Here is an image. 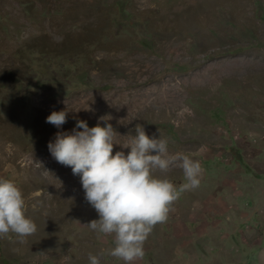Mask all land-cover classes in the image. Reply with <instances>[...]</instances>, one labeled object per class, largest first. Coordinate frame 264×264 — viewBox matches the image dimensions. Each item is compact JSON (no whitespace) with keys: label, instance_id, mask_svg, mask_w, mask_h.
I'll list each match as a JSON object with an SVG mask.
<instances>
[{"label":"rangeland","instance_id":"374dc122","mask_svg":"<svg viewBox=\"0 0 264 264\" xmlns=\"http://www.w3.org/2000/svg\"><path fill=\"white\" fill-rule=\"evenodd\" d=\"M60 108L57 129L44 117ZM101 116L113 151L139 123L201 164L127 264H264V0H0V177L35 224L0 234V264H125L46 147Z\"/></svg>","mask_w":264,"mask_h":264},{"label":"clouds","instance_id":"9594fccd","mask_svg":"<svg viewBox=\"0 0 264 264\" xmlns=\"http://www.w3.org/2000/svg\"><path fill=\"white\" fill-rule=\"evenodd\" d=\"M65 108L50 110L44 117L57 129L66 119ZM89 126L75 118L70 130H58L46 141L49 154L70 166L83 190L84 199L97 213L86 224L99 234H112L108 255L127 264L143 256V242L154 223L166 218L169 205L180 190L195 188L200 181L201 164L182 152H168L167 139L146 134L141 124L126 146L112 150L114 129L107 118ZM179 167L183 182L175 185L167 176L154 174ZM35 230L25 215L24 197L14 181L0 177V234L14 232L23 237ZM87 264H100L98 255L88 253Z\"/></svg>","mask_w":264,"mask_h":264}]
</instances>
